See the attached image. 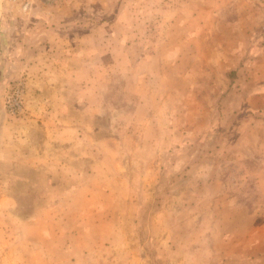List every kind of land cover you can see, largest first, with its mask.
<instances>
[{
    "label": "rangeland",
    "instance_id": "1",
    "mask_svg": "<svg viewBox=\"0 0 264 264\" xmlns=\"http://www.w3.org/2000/svg\"><path fill=\"white\" fill-rule=\"evenodd\" d=\"M6 2L51 26L3 99L23 261L264 264V0Z\"/></svg>",
    "mask_w": 264,
    "mask_h": 264
},
{
    "label": "crops",
    "instance_id": "2",
    "mask_svg": "<svg viewBox=\"0 0 264 264\" xmlns=\"http://www.w3.org/2000/svg\"><path fill=\"white\" fill-rule=\"evenodd\" d=\"M6 3V0H0V175L12 165L11 163L7 164L5 158L9 157L11 159L12 157H17L19 159L28 160V157H26L25 154H17L16 151L18 149L13 148L10 152L9 147H11V144L13 143V138L11 140H9V138L15 136V132L19 133L22 130L20 128L21 125L19 124L20 121L11 120V117L5 115L3 111V99L8 90L9 81L21 71V64L24 63L25 58L19 57L25 53L22 52V50L18 52L15 51L16 49L14 51L11 50L13 42L15 41L14 36L17 33H29L28 35L30 36V39L34 41L31 43L36 48L39 47V44L42 41H45L47 37L45 36L43 40L40 39L39 36L44 35L42 31L51 29V26L47 23L41 26H39V23L37 22H31L32 24H28L27 22L18 23L20 21H17L15 18L14 22H7L8 19L12 18L13 14L6 7ZM27 10L28 8L26 10L21 8L20 14L26 13ZM27 15L29 14L26 13V17ZM46 15L49 17L51 16L49 12L44 14V16ZM16 18L23 20L21 16ZM36 19L39 20V15ZM45 21L48 22V18H46ZM26 36L27 35L25 34L22 41L27 39ZM22 43L20 45L25 44ZM25 46L28 47V44ZM34 61L39 62V58ZM23 73L29 76L32 73V69H26ZM17 136H20V134ZM34 216L18 217L16 214L13 215L8 213L0 216V223H2V227H0V264H27L21 257L30 251V248L25 245L26 241H23V244L20 245L19 243L22 238L16 239L12 233L7 235L6 231L3 229H12L13 224L16 227L26 228L29 221L34 219Z\"/></svg>",
    "mask_w": 264,
    "mask_h": 264
},
{
    "label": "built area",
    "instance_id": "3",
    "mask_svg": "<svg viewBox=\"0 0 264 264\" xmlns=\"http://www.w3.org/2000/svg\"><path fill=\"white\" fill-rule=\"evenodd\" d=\"M28 5L24 4L22 6V9H27ZM15 89V93L11 96H8L5 102L7 111L10 114H18L20 113L21 109H22V104H21V92H20V87L16 85ZM22 91V88H21Z\"/></svg>",
    "mask_w": 264,
    "mask_h": 264
}]
</instances>
